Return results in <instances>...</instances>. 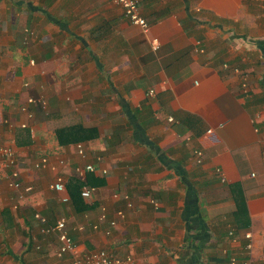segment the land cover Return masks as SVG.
<instances>
[{
	"label": "crops",
	"instance_id": "1",
	"mask_svg": "<svg viewBox=\"0 0 264 264\" xmlns=\"http://www.w3.org/2000/svg\"><path fill=\"white\" fill-rule=\"evenodd\" d=\"M11 1L41 27L0 25V146L20 183L0 170V264L68 262L47 232L61 218L81 254L264 264V0H148L146 33L111 0ZM29 32V50L13 43ZM76 123L98 129L85 158L55 137ZM86 164L75 212L66 186Z\"/></svg>",
	"mask_w": 264,
	"mask_h": 264
},
{
	"label": "built area",
	"instance_id": "2",
	"mask_svg": "<svg viewBox=\"0 0 264 264\" xmlns=\"http://www.w3.org/2000/svg\"><path fill=\"white\" fill-rule=\"evenodd\" d=\"M111 2L120 7L123 11V14L126 18V20L134 25L139 27L143 33H146L149 29L148 23L145 20L143 16H141V13L139 11V6L137 0H111ZM195 51H198V49H195ZM153 91H149V95H153ZM85 147L82 144L76 145V152L81 158L86 157ZM197 161L201 159L202 153L200 151L194 152ZM40 164H36V167H42L46 164L47 159L42 158ZM0 170L6 172L9 170V175L7 174V178L9 177V185L12 188H19V172L16 169V152L15 150L10 146H0ZM97 170V167L94 164H86L83 168H77L76 174L77 178L79 180L84 181L85 180V174L88 173H95ZM102 172V171H101ZM217 175L221 178V182L225 181V178L222 175V172L220 169L216 170ZM102 174H106V171H103ZM55 189H61L63 190V182L61 178L57 179V182L52 186ZM29 190V188L27 189ZM94 189L89 186H84L81 189V197L83 200H90L93 196ZM156 206V204H154ZM123 214L119 213V217H121ZM105 215L102 214L100 217V220L103 221L105 219ZM37 219L44 222V220L36 216ZM110 227L115 226V222L112 221L109 223ZM94 229H97V226H94ZM55 232L57 233V238L60 242V246L57 252V256L59 258L67 257L69 258V261L64 264H133L134 259L132 256H125V257H117L115 256L111 251L107 250H94L87 253H79L76 252L74 243L72 238L69 236L67 232V223L64 218L58 219L53 227H49L47 232ZM109 231H106L105 234L109 235ZM245 238L247 240H251V234H245ZM251 243H248L246 245L247 249L251 248ZM231 264H235V260H231ZM241 264H255L253 261L246 259Z\"/></svg>",
	"mask_w": 264,
	"mask_h": 264
},
{
	"label": "rangeland",
	"instance_id": "3",
	"mask_svg": "<svg viewBox=\"0 0 264 264\" xmlns=\"http://www.w3.org/2000/svg\"><path fill=\"white\" fill-rule=\"evenodd\" d=\"M15 1H17V0H15ZM137 2H139L138 6L140 8L139 10H140L141 16H144V18L147 19L145 14H147L146 13V5L147 4L149 5V3H148L149 1L148 0H137ZM151 4H154L153 5L154 8H155V6L159 7V10H162V11H164V8H169V6H171V5H168V4H170L169 0H151ZM16 7L17 6L14 5L12 1L10 3H7L5 7L0 2V18L2 17V19H0V25H2L4 28H6V27H10L11 25L14 24L15 25L14 28H18L21 30H24V29L29 30L31 28L29 31H33L35 24H38V26L41 27V22L39 24V22H34V21H31L30 26L28 25L29 23L26 24V26H25L24 22L21 21V19H20V14H21V16L23 15V10H22L23 6H20V7L18 6L19 8H16ZM24 8H25V6H24ZM155 13H156V11L153 13V15ZM153 15H151L152 20H154V17H155ZM76 21H80V20L75 19L73 22H71L70 23L71 27H73L72 24H76ZM43 24H42V26H43ZM12 39H14V41H15V42H13L14 44H18V45L23 46L24 48H27V49L28 48L30 49L31 46H33L37 40H40V38L36 37V35L33 32L26 33V35H25V33H23L21 35V37H18V39H17V37H16V39H15V37H13ZM46 39L49 40V37L47 36L44 38V40H46ZM54 39H55V37H54ZM65 45H66V43H65ZM67 47H69V45ZM61 50H63V48L60 49V51ZM16 164H17V162H16Z\"/></svg>",
	"mask_w": 264,
	"mask_h": 264
},
{
	"label": "trees",
	"instance_id": "4",
	"mask_svg": "<svg viewBox=\"0 0 264 264\" xmlns=\"http://www.w3.org/2000/svg\"><path fill=\"white\" fill-rule=\"evenodd\" d=\"M193 122L197 121L195 120ZM55 137L60 146H68L70 144L85 143L97 139L99 134L96 127H84L80 123H76L57 128L55 130ZM84 185L85 182L73 179L69 181L66 186L75 212H83L87 209V205L80 195L81 188L84 187Z\"/></svg>",
	"mask_w": 264,
	"mask_h": 264
}]
</instances>
